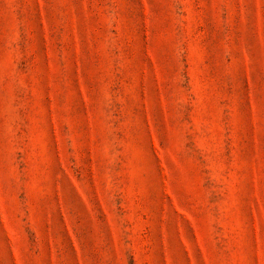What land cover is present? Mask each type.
Listing matches in <instances>:
<instances>
[{
    "label": "rangeland",
    "instance_id": "rangeland-1",
    "mask_svg": "<svg viewBox=\"0 0 264 264\" xmlns=\"http://www.w3.org/2000/svg\"><path fill=\"white\" fill-rule=\"evenodd\" d=\"M0 264H264V0H0Z\"/></svg>",
    "mask_w": 264,
    "mask_h": 264
}]
</instances>
